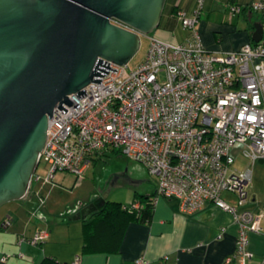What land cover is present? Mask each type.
Here are the masks:
<instances>
[{
  "label": "built area",
  "instance_id": "built-area-1",
  "mask_svg": "<svg viewBox=\"0 0 264 264\" xmlns=\"http://www.w3.org/2000/svg\"><path fill=\"white\" fill-rule=\"evenodd\" d=\"M203 1L194 0L189 13L181 8L172 13L185 32L181 42L145 35L148 48L133 68L103 60L115 72L107 70L99 83L86 84L79 98L68 95L72 104H62L65 113L54 108L38 153L44 174L35 168L30 182L49 183L56 170L79 179L92 154L116 150L155 177L152 203L171 197L181 212L191 214L210 202L229 213L237 231L224 262L246 264L252 256L247 235L264 233V209L243 207L249 170L237 169L234 155L248 163L264 161V42L261 36L226 53L206 50L196 30ZM248 8L260 12L264 23V0ZM240 9L228 6L230 15ZM222 193L232 195L235 205ZM36 200L43 202L38 195ZM45 237V231L35 230L18 240L37 245ZM69 264H78V257Z\"/></svg>",
  "mask_w": 264,
  "mask_h": 264
},
{
  "label": "crops",
  "instance_id": "crops-1",
  "mask_svg": "<svg viewBox=\"0 0 264 264\" xmlns=\"http://www.w3.org/2000/svg\"><path fill=\"white\" fill-rule=\"evenodd\" d=\"M258 1L263 0H204L196 24L203 47L212 53H226L251 41L253 25L259 23L261 13L250 10L248 6ZM229 5H238L240 12L230 15ZM172 7L189 13L194 7V0H170L160 25L153 31H162V36L165 35L163 32H167L173 42H181L185 32L172 17ZM261 21L264 42V23ZM262 63L264 65V58ZM115 151L104 149L92 154L83 171L95 160ZM237 158L243 163L237 164ZM244 160L239 153L234 155V166L239 170H249L243 207L251 211L264 209V161L248 163ZM142 181L145 184L129 193L128 199L123 200L127 202L121 204L138 202L140 195L154 196L156 180L143 178L136 183ZM45 185L32 180L21 199L11 200L16 203L0 213V264H39L45 258L69 264L74 257H78V264H135L136 260L141 261L140 264H226L224 259L234 250L237 225L229 213L205 202L196 212L188 214L179 210L176 199L158 196L152 203L148 221L126 223L115 250L82 254L80 221L96 205L100 206L102 201L107 200L108 193L99 195L91 190L85 197L77 196L59 204L54 202V196H61V193L46 192ZM37 191L46 193V199L39 207L40 211L30 212L28 199H33ZM221 198L235 205L232 195L222 193ZM6 215H10V220ZM4 221L8 223L4 225ZM35 230L46 232L41 243L30 245L18 240L31 237ZM247 239V248L252 256L246 264H264V233H248ZM3 255L6 257L1 261Z\"/></svg>",
  "mask_w": 264,
  "mask_h": 264
},
{
  "label": "water",
  "instance_id": "water-1",
  "mask_svg": "<svg viewBox=\"0 0 264 264\" xmlns=\"http://www.w3.org/2000/svg\"><path fill=\"white\" fill-rule=\"evenodd\" d=\"M164 1L0 0V205L26 193L54 108L115 72L105 61L126 65Z\"/></svg>",
  "mask_w": 264,
  "mask_h": 264
},
{
  "label": "rangeland",
  "instance_id": "rangeland-1",
  "mask_svg": "<svg viewBox=\"0 0 264 264\" xmlns=\"http://www.w3.org/2000/svg\"><path fill=\"white\" fill-rule=\"evenodd\" d=\"M161 33L162 31L156 30L150 32L149 35L162 41H173V38L169 33L163 32L165 34L164 36H162ZM148 44L149 39L146 36L141 35L139 48L127 62L125 67L126 70L133 68L143 58L148 48ZM242 163L243 160L237 158V164ZM44 168L45 166L42 163H39L36 167V172L43 175ZM143 178H146L149 181L156 180L154 176H151L146 172L140 163L130 160L115 151L114 154H107L99 160H95V162L89 164L88 169L83 171L82 176L79 179L69 172L56 170L51 182L43 183L39 181V183L46 184V192L50 193L51 191H57L56 194L61 193V196H54V202H60L59 204H65L77 196L85 197L89 195L91 190H94L95 193H98L99 195L108 193L106 195L108 201L125 203L127 201L123 200L128 199L129 193L131 194L137 189L139 190L141 185L145 184L143 181L136 183L139 180H143ZM80 182L81 185H79ZM36 195L41 196L43 202L46 199V193L40 194L38 191L34 192L33 199H28L29 203L27 201L25 202L28 203L29 206L27 208L30 212L31 210L40 211L39 207L43 206V202L42 204H39L36 200ZM14 203H16V201H9L0 206V213L5 211L8 206L14 205ZM6 218L10 220V215H6Z\"/></svg>",
  "mask_w": 264,
  "mask_h": 264
},
{
  "label": "trees",
  "instance_id": "trees-1",
  "mask_svg": "<svg viewBox=\"0 0 264 264\" xmlns=\"http://www.w3.org/2000/svg\"><path fill=\"white\" fill-rule=\"evenodd\" d=\"M170 0H165L162 8L160 20L165 11L166 4ZM177 7H172V13ZM261 24L262 16L259 18ZM153 197V196H152ZM152 197L138 196V208H130L119 202L104 200L100 206L96 205L86 217L81 219L82 244L81 253H93L100 251H113L117 247L121 233L127 222H146L149 220L152 209ZM39 264H64L53 259L45 258Z\"/></svg>",
  "mask_w": 264,
  "mask_h": 264
}]
</instances>
